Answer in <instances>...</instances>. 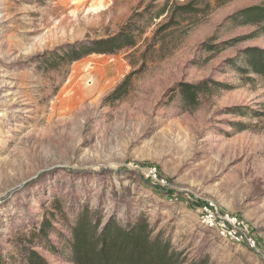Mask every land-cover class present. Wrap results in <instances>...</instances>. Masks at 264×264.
Segmentation results:
<instances>
[{
	"label": "rangeland",
	"instance_id": "obj_1",
	"mask_svg": "<svg viewBox=\"0 0 264 264\" xmlns=\"http://www.w3.org/2000/svg\"><path fill=\"white\" fill-rule=\"evenodd\" d=\"M166 1L0 0L3 252L50 212L58 221L52 246L35 250L48 264H73L68 227L88 209L123 225L144 214L187 262L208 255L211 264H264V79L223 65L245 48L264 49V35L252 25L217 31L264 0H209L156 37L166 15L146 17L134 48L41 63L57 47L111 36L134 12ZM130 73L128 93L106 101ZM205 79L217 86L194 108L167 94ZM208 205L237 218L236 230L223 235L207 225L216 217Z\"/></svg>",
	"mask_w": 264,
	"mask_h": 264
},
{
	"label": "trees",
	"instance_id": "obj_2",
	"mask_svg": "<svg viewBox=\"0 0 264 264\" xmlns=\"http://www.w3.org/2000/svg\"><path fill=\"white\" fill-rule=\"evenodd\" d=\"M208 1L188 0L184 4H177L167 0L160 9L156 5H147L142 11L134 12L115 34L57 47L41 63H54V66H58L61 63L72 64L91 54L116 55L123 49L136 47L146 17L155 20L166 15V22L159 25L154 34V37L160 36L177 27L184 17L199 14L209 7ZM228 1L230 0H215L219 6ZM235 25L255 26L256 34L264 35V1L261 5L243 8L226 17L217 31ZM200 47L203 50L212 48L205 43ZM223 65L240 74L264 79V49L245 48L224 61ZM132 77L133 73L128 74L107 96L106 101L114 102L125 96ZM216 86L217 83L211 79L197 83L179 82L167 94L176 97L183 108L189 109L198 104L200 96L210 93ZM52 207L59 215H65L58 201H54ZM54 218L53 213L46 212L38 228L31 231L29 236L16 238L11 250H0V264H48L35 249L51 248L50 237L57 232L55 224L58 223ZM68 229L70 237L65 242V248L71 254L73 264H211L208 255L187 262L182 252L172 249L170 235L162 231L155 233V228L149 224L144 214L123 225L113 217L103 222L99 212L90 214L88 209H83Z\"/></svg>",
	"mask_w": 264,
	"mask_h": 264
},
{
	"label": "built area",
	"instance_id": "obj_3",
	"mask_svg": "<svg viewBox=\"0 0 264 264\" xmlns=\"http://www.w3.org/2000/svg\"><path fill=\"white\" fill-rule=\"evenodd\" d=\"M152 177L159 181L157 179V176L155 173H152ZM213 208H214V211H213ZM203 210L205 212H210V213H213L216 215V217L214 219L212 218H209L206 220L207 222V225L209 226H219L221 228V231H222V234L225 235V234H231L232 232H234L238 226V219L235 218V217H230L229 215L227 214H221L219 213V211L217 210V208L215 207H212V205H208V206H205L203 208ZM248 239V240H247ZM246 240V245L248 246L249 249H254L255 248V241L252 240L251 237H248Z\"/></svg>",
	"mask_w": 264,
	"mask_h": 264
},
{
	"label": "bare ground",
	"instance_id": "obj_4",
	"mask_svg": "<svg viewBox=\"0 0 264 264\" xmlns=\"http://www.w3.org/2000/svg\"><path fill=\"white\" fill-rule=\"evenodd\" d=\"M87 85H88V86H91V85H92V81H89V82L87 83Z\"/></svg>",
	"mask_w": 264,
	"mask_h": 264
}]
</instances>
